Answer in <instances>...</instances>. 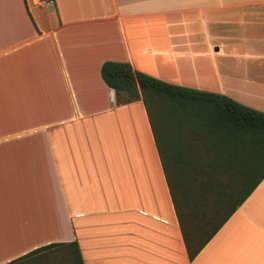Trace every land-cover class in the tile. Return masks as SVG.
I'll use <instances>...</instances> for the list:
<instances>
[{"label":"crops","instance_id":"crops-1","mask_svg":"<svg viewBox=\"0 0 264 264\" xmlns=\"http://www.w3.org/2000/svg\"><path fill=\"white\" fill-rule=\"evenodd\" d=\"M31 2L53 20L0 0V264L73 240L83 264H264V178L190 259L143 103L100 75L125 61L264 111V0Z\"/></svg>","mask_w":264,"mask_h":264},{"label":"trees","instance_id":"trees-1","mask_svg":"<svg viewBox=\"0 0 264 264\" xmlns=\"http://www.w3.org/2000/svg\"><path fill=\"white\" fill-rule=\"evenodd\" d=\"M100 75L117 104L142 101L192 259L264 178V111L125 61L105 60ZM60 250L83 264L76 240L38 247L7 264H43Z\"/></svg>","mask_w":264,"mask_h":264},{"label":"rangeland","instance_id":"rangeland-1","mask_svg":"<svg viewBox=\"0 0 264 264\" xmlns=\"http://www.w3.org/2000/svg\"><path fill=\"white\" fill-rule=\"evenodd\" d=\"M35 1V3L37 4V5H40L41 4V1H40V4H39V0H34ZM28 3H29V8H30V11L32 12V14L33 15H36L37 13L38 14H40V15H42L43 16V18L41 19V24L42 25H45L49 20H48V17H45L46 15H48L52 20H53V18H54V6L53 5H50V6H48L46 9H47V13L48 14H44L43 13V10L40 8V7H36V6H33L32 5V2H31V0H28ZM46 5V4H45ZM217 26V25H216ZM230 26V28L232 27L231 25H229ZM218 28H219V26H218ZM235 30V32H236V34L237 33H239V30L238 29H236V28H234ZM216 30H219V29H216ZM216 30H214V33L215 34H218L219 32L218 31H216ZM221 32V31H220ZM231 32V31H230ZM227 34V33H226ZM229 35H233V33H229ZM238 35V34H237ZM232 43H234V41H229V44H228V47L231 49V47L233 46V44ZM228 62V64H231V65H234V66H236L238 63L237 62H231V61H227ZM246 64L245 65H247L248 66V69H253V67L254 66H256V65H258V63H254V62H252V61H249V62H245ZM237 69L236 68H232V72L230 73L233 77H237L236 76V73H237V71H236ZM165 80V79H164ZM167 80V79H166ZM43 264H72L70 261H69V259L67 258L66 259V257H65V254H64V252L62 251V250H60V251H56V252H54L53 254H52V258L51 259H48L46 262H44Z\"/></svg>","mask_w":264,"mask_h":264},{"label":"built area","instance_id":"built-area-1","mask_svg":"<svg viewBox=\"0 0 264 264\" xmlns=\"http://www.w3.org/2000/svg\"><path fill=\"white\" fill-rule=\"evenodd\" d=\"M43 3L48 4V3H50V0H43Z\"/></svg>","mask_w":264,"mask_h":264}]
</instances>
